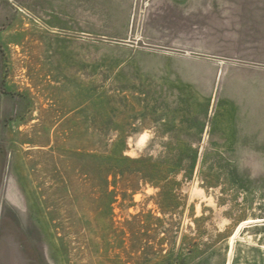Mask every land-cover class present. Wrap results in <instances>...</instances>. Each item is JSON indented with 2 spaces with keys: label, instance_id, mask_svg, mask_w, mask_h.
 <instances>
[{
  "label": "rangeland",
  "instance_id": "1",
  "mask_svg": "<svg viewBox=\"0 0 264 264\" xmlns=\"http://www.w3.org/2000/svg\"><path fill=\"white\" fill-rule=\"evenodd\" d=\"M0 264H264V0H0Z\"/></svg>",
  "mask_w": 264,
  "mask_h": 264
}]
</instances>
